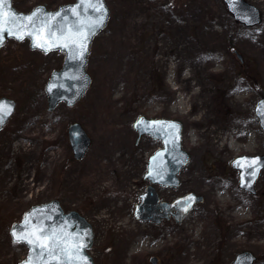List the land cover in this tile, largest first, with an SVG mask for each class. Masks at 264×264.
<instances>
[{
    "label": "rangeland",
    "instance_id": "rangeland-1",
    "mask_svg": "<svg viewBox=\"0 0 264 264\" xmlns=\"http://www.w3.org/2000/svg\"><path fill=\"white\" fill-rule=\"evenodd\" d=\"M72 1L12 4L27 12ZM105 1L109 18L87 59L90 83L71 107L48 111L41 90L62 53L31 50L27 40L0 48V96L16 103L0 130V264H17L27 254L11 241L10 226L30 206L52 199L92 225L94 264H152L151 257L156 264H230L243 251L264 264V168L250 194L230 166L236 156L264 155L254 114L264 98V0H245L261 14L253 27L235 21L223 0ZM139 116L182 124L189 161L180 184L156 187L164 201L187 192L202 196L179 223L134 217L148 184V158L162 148L149 136L137 141L132 124ZM227 121L231 136L224 134ZM74 123L90 140L79 160L67 136ZM229 142L231 149L214 146Z\"/></svg>",
    "mask_w": 264,
    "mask_h": 264
},
{
    "label": "water",
    "instance_id": "water-1",
    "mask_svg": "<svg viewBox=\"0 0 264 264\" xmlns=\"http://www.w3.org/2000/svg\"><path fill=\"white\" fill-rule=\"evenodd\" d=\"M233 19L245 27L257 25L261 20L259 9L245 0H223ZM109 8L105 0H73L48 10L45 5H35L29 12L16 10L12 0H0V47L12 39L28 40L31 50L43 54L63 53L61 67L52 70L44 84L47 110L58 104L67 107L76 104L90 82L86 71L87 57L95 36L107 23ZM13 99L0 96V130L14 113ZM254 114L264 130V98L254 106ZM137 134L149 136L161 143L162 148L148 159L143 179L148 182L135 205L134 217L141 222L159 224L173 218L181 222L202 196L187 192L172 201L160 199L156 186L176 188L178 174L189 161L181 147L182 124L172 119H149L139 116L132 124ZM67 136L75 159H81L90 145L83 128L71 124ZM238 171V187L254 194V183L264 168V155H240L230 161ZM13 243L27 248L26 257L17 264H94L89 254L93 244V227L77 211L65 212L56 199L30 206L19 222L8 230ZM255 257L249 251L235 255L230 264H253ZM150 262L156 263L151 257Z\"/></svg>",
    "mask_w": 264,
    "mask_h": 264
},
{
    "label": "bare ground",
    "instance_id": "bare-ground-1",
    "mask_svg": "<svg viewBox=\"0 0 264 264\" xmlns=\"http://www.w3.org/2000/svg\"><path fill=\"white\" fill-rule=\"evenodd\" d=\"M179 105H180L179 108H181L182 104L180 103ZM195 120H196L197 123L201 121V119H195ZM224 126H225V128H227V129H226L227 131H224V134H225V132H226V133L228 132L229 135L231 136V135H232V124H231L229 121H227L226 124H225ZM192 134H193V133H192ZM224 134H223V136H224ZM230 136H227V137L224 136V137H225L226 140H228V137H230ZM186 137H187V140L190 141V134H187ZM219 139H221V138L219 137ZM214 144H215V143H214ZM232 145H233V143H232V142H229V143L224 144V145H222V146L219 145V144H218L217 146H216V145H214V146L217 147V148H224V147L226 146V147H228V148L231 149V148H232ZM213 149H214V148H213Z\"/></svg>",
    "mask_w": 264,
    "mask_h": 264
},
{
    "label": "trees",
    "instance_id": "trees-1",
    "mask_svg": "<svg viewBox=\"0 0 264 264\" xmlns=\"http://www.w3.org/2000/svg\"><path fill=\"white\" fill-rule=\"evenodd\" d=\"M43 89V86L41 85V90Z\"/></svg>",
    "mask_w": 264,
    "mask_h": 264
}]
</instances>
